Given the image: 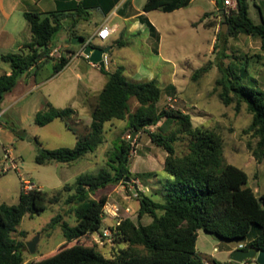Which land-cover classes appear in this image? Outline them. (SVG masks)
Instances as JSON below:
<instances>
[{"label": "trees", "instance_id": "16d2710c", "mask_svg": "<svg viewBox=\"0 0 264 264\" xmlns=\"http://www.w3.org/2000/svg\"><path fill=\"white\" fill-rule=\"evenodd\" d=\"M81 0L70 1L65 8L49 13L26 12L32 39L18 53L2 56L10 64L11 71L0 75V109L7 94L13 92L25 75H35L45 64L55 61L53 74L59 73L70 62L64 55L58 59L51 56L54 50V38L63 30V22L71 15L84 17L88 4L100 3L106 13L113 3L119 0ZM193 0H146L143 12L161 10L166 13L185 8ZM218 12L229 25V35L236 36L244 32L259 37L264 50V17L261 23H255L250 17L249 0H237V10L228 12L224 0H215ZM224 10V13H221ZM262 14V13H261ZM151 31L155 28L147 22ZM78 40L83 37L73 35ZM224 34L219 32L214 50H218ZM226 39L224 43H226ZM119 47L127 46L117 40ZM224 57L225 49L220 50ZM221 77L217 85L221 87L219 97L225 105L236 100L237 110L241 104L247 105L253 115L248 128L259 138L254 156L260 163L264 158V91L243 82L245 69L237 73L233 67H225L223 61L217 63ZM212 63L200 68L193 75L198 79L207 73ZM108 76V82L97 97L91 112L89 130L80 134L73 120L76 111L71 106L57 108L51 102L45 103L43 109L35 114L34 121L45 126L56 119L65 122L66 127L77 136L74 147L57 149L40 148L36 163H74L94 152L105 141V124L114 120L126 121V130L130 134L145 132L151 141L163 148L167 156L164 171L168 177L160 189L162 200L140 193L139 219L150 216L152 222L147 225L137 224L125 219L120 226H115L123 240L132 246L142 247L141 252L130 249L113 259L104 258L94 246L86 245L83 239L97 233L102 225V213L107 203L106 194L100 193L109 186L126 183L131 177L130 152L133 149L130 141L117 138L111 152L109 168L97 173L85 172L78 175L72 184H65L48 195L44 190L35 188L22 190L18 204H0V264H204L209 259L212 264H238L230 261L221 263L215 258L201 256L197 251L199 231H204L219 239L245 240L253 225L259 228V234L243 249L255 248L264 250V193L257 195L253 188L247 186V173L230 163L224 156L222 136L203 127H195L189 114L179 109H158L162 97V88L157 79L133 80L125 75L123 66L114 72L100 67ZM135 98L139 106L134 112L130 109V100ZM157 126V131L150 128ZM172 126L175 129H171ZM10 130L19 138L27 134L14 126ZM180 134L188 137V152L177 153L175 143ZM39 145H42L37 140ZM67 194L64 202L74 214L76 224L70 225L63 214L52 218L46 230L61 227L67 243L50 256L27 261L25 252L27 243L14 237L18 226L25 216L33 218L59 203ZM24 234V232H22Z\"/></svg>", "mask_w": 264, "mask_h": 264}, {"label": "rangeland", "instance_id": "374dc122", "mask_svg": "<svg viewBox=\"0 0 264 264\" xmlns=\"http://www.w3.org/2000/svg\"><path fill=\"white\" fill-rule=\"evenodd\" d=\"M44 0L42 6L46 8L48 2ZM146 0H122L119 6L123 10L119 14L133 17L140 13L142 5ZM108 5V0L105 1ZM250 17L255 23L262 22L264 17V0H249ZM128 5V6H127ZM134 5V7H133ZM137 8V9H136ZM262 13V14H261ZM150 21L157 27L161 35L159 54L158 37L149 36L146 38L145 32L136 18L126 20L122 30L118 32V39L127 43V46L116 48V61L125 67V75L133 80H148L150 77L157 79L162 88V97L158 103V109H168L169 98L175 99L174 109L189 114L195 127H203L218 132L223 138L224 156L228 163L243 169L248 177L247 186L253 188L259 196L264 193V158L259 163L254 150L257 148L259 138L254 132H249L248 128L252 123L253 115L248 111L245 103L241 104L237 110L236 100L230 105H225L219 97L221 87L217 85V80L221 77V72L217 66L219 61H223L225 67H233L237 73L245 69L243 82L264 91V50L259 37L250 36L240 32L236 36H230L229 26L226 33L222 32L223 24L226 23L224 17L218 12L215 0H193L192 3L183 9L166 13L161 10H154L150 13ZM128 17V18H129ZM102 16L99 12H93L86 22L81 24V33L87 39L97 23H101ZM71 21H64L65 27ZM133 32H129L131 28ZM219 32L224 34L218 50H214ZM73 35H67L66 30H62L55 38V46H60L58 52H54L53 59H58L60 55L68 53L62 47L68 43L77 50L81 46V41L73 43ZM226 39V43L224 40ZM129 41H132L130 43ZM129 45V46H128ZM118 46V45H117ZM119 47V46H118ZM225 49V57L220 50ZM212 63L211 69L194 79L193 75L200 68ZM76 68H69L57 80L45 88L51 99L61 106H71L76 108L77 102L70 99L65 103H60L64 98L57 87L68 85V95L70 86L75 81L78 73L82 72L81 64ZM144 68V75L139 78L141 69ZM51 70L52 66L47 64ZM92 70H96L92 68ZM135 70H137L135 72ZM75 95V89H74ZM39 97V92H34L29 96L28 101L33 102ZM73 102V103H72ZM97 102V95L86 101L84 106H78L79 114L73 120L77 125L80 134L89 130L91 123V112ZM6 104V103H5ZM4 104V105H5ZM23 104V103H22ZM2 108L0 124L5 126L6 133H11L9 126H14L19 130H24L27 137L19 139L15 143H8L5 134L0 132V204H18L20 194L23 189V179L34 184V188L40 187L48 195H52L56 190L65 184L74 183L76 177L85 172L97 173L101 169L109 168L111 152L114 150V142L117 138L130 141L133 149L130 152L131 181L120 183L116 186H109L100 193L108 197L107 209L116 205L120 209V215L125 219L143 225L150 224L152 218L143 216L139 219L138 194L143 193L153 197L155 200H162L160 194L161 185L168 177L164 171L166 151L156 146L147 133L139 132L134 137L126 130V121L114 120L105 124V141L94 152L85 156L82 160L74 163H50L47 165L37 164L35 159L40 148L57 149L61 147L72 148L75 146L77 136L66 127L61 119L39 126L35 123V115L17 109ZM139 106L135 98L130 100L131 112ZM80 118V120H78ZM171 129H175L172 126ZM157 131V126L150 128ZM129 135L131 137L129 138ZM37 140L42 143L39 145ZM14 157L19 165V171L10 168L11 161L5 159V149ZM177 153L184 155L188 152V137L180 134L179 140L175 143ZM3 172V169L8 168ZM137 185V189L135 188ZM48 207L40 215L30 218L25 216L14 233L18 240L29 242L37 235L40 239L37 244V251L29 256L41 258L53 255L64 247L73 245L75 242L67 243L61 227L46 230L52 218L57 214H63L64 220L70 225H75L74 214L65 205V198ZM128 210V212L126 211ZM112 214V213H111ZM112 231L111 238L103 237L104 230ZM24 232V234H22ZM197 244L198 252L201 256L216 254L218 258H226L225 252L235 251L241 245L246 246L259 234V228L252 226L248 237L245 240H224L216 238L204 231H200ZM102 237V238H101ZM100 241V242H98ZM86 245L94 246L96 250L106 259L118 257L122 252L130 249L143 251L140 246H132L122 239L119 230L115 228V220L108 216L101 229L83 239ZM217 250L214 251V248ZM207 262L212 264L209 259ZM248 261V260H247Z\"/></svg>", "mask_w": 264, "mask_h": 264}, {"label": "crops", "instance_id": "0c3cea01", "mask_svg": "<svg viewBox=\"0 0 264 264\" xmlns=\"http://www.w3.org/2000/svg\"><path fill=\"white\" fill-rule=\"evenodd\" d=\"M43 1L44 0H0V75L4 73H9L11 71L10 64L4 62L2 60V56L9 53H18L22 51V47L26 43L30 42L32 39L29 23L24 16L26 12L34 11L40 13H49L60 9L61 7L65 8L66 4L70 1L80 2L81 0H51L48 2V6L46 8L42 6ZM121 1L122 0H119L118 2L113 3V7L111 8V10H109L108 13L104 11L105 9L100 3L98 4L91 3L87 5L88 14H86L84 17H76L74 15H71L68 18H66L64 21L66 20L71 21V23L68 24L69 26L67 27H65V24L63 22L64 24L63 30L64 29L66 30L67 35L69 36L75 34L76 36L83 37L85 39L84 41L80 40L81 41L80 48L77 50L74 46L70 47L68 43H66L62 47L64 50L68 52L62 55L66 57L71 56V58L68 65L65 66L64 69H62L57 74H53V65L55 63V61L53 60L47 63L52 66L51 70L46 69L47 64H45V66L41 70H39L37 74L34 75L31 72V74L25 75L22 78V80L19 82L15 90L6 95L4 101L1 104L0 116L2 114L1 111L3 107L5 109H14L19 104L22 103L23 104L17 109L19 110L21 109L23 111V114L29 111L34 115L38 111L43 109L45 103L47 102H51L57 108L69 107V106L63 107L61 106L62 104H57L56 102H54L51 99L50 94L45 91V88H47L48 85L52 84L55 80H57L64 72H66V70H68L69 68H76L79 66L78 64L80 63L81 64L80 66H82V72L77 74L75 86H74V82L71 84L70 95H68V85H65L64 87L63 86L57 87V89H59V91L62 93V97L64 98L63 100H61L60 103H65L67 101H70V99H74L73 101L77 102L76 108L72 107L71 106L72 104L70 106L75 109L76 115H78L79 114L78 106H84V104H86V101L92 96V94L97 95L98 97V95L103 90L106 83L108 82V76L101 71L100 66H94L82 54H79L82 45L88 40L93 39L92 45L94 46L110 47L111 50L106 55L105 69L109 72H114L119 66H123L118 61L115 60L116 59L115 49L122 48L117 46V40H119L118 32L122 30L126 20L128 19L136 18L138 20L141 27L143 28V31L145 32L146 38L155 35L158 37V45H157L158 48L156 54H159L161 35L157 27L149 19V16L151 15L150 13L154 10L143 12L141 9L140 13L134 15L133 17L132 16L129 17L126 15L124 16L123 14H119V11L125 8L123 4L122 7H120L119 9ZM112 2H114V0H112ZM132 4H133V0H132ZM93 12H99L100 16H102V21L101 23L96 24V27L92 30V33L90 34L89 38L86 39L84 35L81 33V30H83L81 24L89 20ZM147 22H149L155 28L154 31L150 30ZM104 23H108L109 25L113 26L114 32L111 34L109 39L105 41H99L95 39V35L99 27ZM134 28L136 27L131 28L129 32H133ZM73 38L75 37L73 36ZM129 42L132 43V41ZM58 48L61 47L54 46L53 51H55V49ZM92 68H95L96 70L93 71ZM136 71L137 70H135V72ZM138 75H140L139 78H142L141 76L144 75V68L141 69V73L140 74L138 73ZM151 79H153V77H150L148 80ZM141 80H143V78L137 81H141ZM74 89H75V95H74ZM36 91L39 92V97H37L36 100H34L33 102L28 101L29 96L33 95L34 92ZM78 120H80V118ZM5 128H6L5 126H2L0 124V132L5 134L8 143L11 144L15 143V141L17 140L16 135L12 131L11 133H6ZM4 149H6L5 146ZM160 185L163 186V183L160 182ZM37 188L41 189L38 186ZM200 233L201 232L199 231L198 240L200 237ZM198 240H197V244H198ZM216 250L217 247L214 248V251ZM232 252L233 250H229L225 252L227 257L223 259L218 258L216 254L211 253L208 255L215 258L221 263H225L231 261ZM25 258L27 261L37 259L35 257L29 256L28 253L26 252H25Z\"/></svg>", "mask_w": 264, "mask_h": 264}, {"label": "built area", "instance_id": "2783aa9c", "mask_svg": "<svg viewBox=\"0 0 264 264\" xmlns=\"http://www.w3.org/2000/svg\"><path fill=\"white\" fill-rule=\"evenodd\" d=\"M224 5L228 9V12H230V11L237 10L238 3H237V0H224ZM113 32H114V27L109 25L108 23H104L99 27V29L95 35V39H97L99 41H105V40L109 39V37L111 36V34ZM92 40L93 39H90L87 42H85L82 45L81 50L79 52V54H82L87 60H89V57L83 53V50L86 48V46L92 45ZM54 52H58V49H55V51H53L51 53V56L54 55ZM93 65L99 66L96 64H93ZM168 100H169V106H170L169 108L174 109L173 102H175V99L170 97ZM130 137H131V135H129V138ZM5 159H8L11 161V167L10 168L19 171L18 163L15 161L14 157L12 156V154L9 152L8 149H5ZM8 169H9V167L3 169V172L7 171ZM23 189L25 192L31 191V190L35 189L34 184L32 182H30L29 180L23 179ZM126 211L128 212V210H126ZM108 216L115 220V226L121 225L123 218L120 215V209L118 206L114 205V206H112L111 209H107V206H105L103 213H102V220L105 221V219H107ZM111 236H112V231L110 229L104 230L103 237L109 239V238H111ZM98 242H100V241H98ZM243 247H244L243 245L240 246V248H243ZM204 264H210V263L205 261ZM238 264H258V263L255 260H248V261L246 260V261H244L242 263H238Z\"/></svg>", "mask_w": 264, "mask_h": 264}, {"label": "water", "instance_id": "95a60500", "mask_svg": "<svg viewBox=\"0 0 264 264\" xmlns=\"http://www.w3.org/2000/svg\"><path fill=\"white\" fill-rule=\"evenodd\" d=\"M225 11L222 10L221 13H224ZM228 23L223 24L222 32L226 33L228 29ZM73 43L77 44L78 39L73 38ZM111 50L110 47H97L94 45H88L83 50V53L89 57V60L91 63L99 65L100 67L105 68L106 67V55ZM137 133L133 134V137ZM131 179L128 178L127 182H130ZM135 188L137 189V185H135ZM40 239V235H37L32 241L27 242L28 250L33 254L37 251V244ZM246 260H255L258 264H264V250H257L255 248H238L231 254V261L242 263Z\"/></svg>", "mask_w": 264, "mask_h": 264}]
</instances>
